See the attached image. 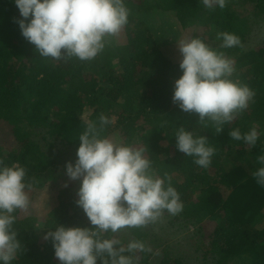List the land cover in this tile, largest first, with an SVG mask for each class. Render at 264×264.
<instances>
[{
	"label": "trees",
	"instance_id": "16d2710c",
	"mask_svg": "<svg viewBox=\"0 0 264 264\" xmlns=\"http://www.w3.org/2000/svg\"><path fill=\"white\" fill-rule=\"evenodd\" d=\"M243 4L250 5L255 15L238 14L236 5ZM126 6L128 25L97 58L56 62L41 58L24 39L16 22L22 17L13 0H0V128L8 134L0 159L6 166L19 163L35 185L28 210L16 213L13 227L22 247L12 264H61L45 235L60 225L91 227L76 205L78 196L66 175L67 161L77 158L86 110L91 111L89 121L97 125L101 115L116 117L100 130L101 137L143 149L156 175L166 183L170 178L184 210L163 216L177 230H196L195 251L201 264L236 260L264 264V187L252 175L259 167L257 157L264 155V0H228L223 9L205 7L201 0H126ZM157 12L185 29L210 26L218 34L240 37V47L221 48L222 39L208 44L235 61L231 79L255 94L222 133L210 121L201 123L198 114L183 112L173 103L182 59L167 54L166 44L162 46L151 33ZM194 36L206 43V36L192 34L189 39ZM181 127L209 139L215 154L208 168L176 149L175 133ZM253 127L260 132L254 147L229 136L231 129L239 128L243 134ZM64 146L70 153L65 159ZM56 180L69 187L59 191L57 203L43 202L40 190ZM115 236L125 245L141 240L151 249L137 253L138 264H187L173 257L152 224L125 228Z\"/></svg>",
	"mask_w": 264,
	"mask_h": 264
},
{
	"label": "clouds",
	"instance_id": "9594fccd",
	"mask_svg": "<svg viewBox=\"0 0 264 264\" xmlns=\"http://www.w3.org/2000/svg\"><path fill=\"white\" fill-rule=\"evenodd\" d=\"M205 7L223 9L228 0H201ZM21 19L16 22L25 40L35 46L39 56L56 62L72 58L92 61L129 23L126 0H13ZM221 48L242 46L240 37L222 32ZM182 56V76L175 80L173 103L199 121H210L217 133L245 111L254 98L246 85L231 79L235 61L196 36L177 42ZM115 117L101 115L99 125L85 120L79 136L75 164L66 165L71 181H80L76 205L82 208L91 227L57 226L45 235L51 240L61 264H138L137 253L151 251L141 240L126 245L115 234L125 228L154 224L167 212H183L181 196L170 178L156 175L152 162L141 148L101 137L100 130L112 125ZM231 139L255 146L260 138L256 127L246 133L231 129ZM176 149L201 168L212 163L215 149L209 139L179 128ZM253 172L256 183L264 187V155L257 157ZM66 187L68 185H65ZM34 183L19 163L6 166L0 159V264H12L21 251L14 230L16 213L28 210ZM105 233L113 234L105 237Z\"/></svg>",
	"mask_w": 264,
	"mask_h": 264
},
{
	"label": "rangeland",
	"instance_id": "374dc122",
	"mask_svg": "<svg viewBox=\"0 0 264 264\" xmlns=\"http://www.w3.org/2000/svg\"><path fill=\"white\" fill-rule=\"evenodd\" d=\"M237 13L238 14H246L248 16H254L256 12H254L253 8L250 5H236ZM153 17V26L154 29L150 30L153 34L154 38L156 40H159L161 45L166 46L165 50L166 53L170 55H174L175 58L182 59V56L179 52L178 44L182 39H189L190 35L197 34V35H204L207 37L206 43L211 44L213 42L220 41L218 29L216 27L211 28L210 26L204 27L203 25L199 26V30H194V26L192 28L183 27L180 23L176 22L175 20H172L171 17L169 18L168 15L164 12H157ZM258 21L261 20L258 18H255ZM262 24V23H261ZM212 26V25H211ZM210 29V30H209ZM262 31V30H261ZM166 42H169L167 44ZM159 45L160 47H162ZM255 45L252 42V46ZM91 116V111L86 110L83 119L89 120ZM116 120V117H115ZM8 141V134L7 130L0 128V147H2L4 144H6ZM65 156L63 159L69 156V152H67V146L63 147ZM8 153V150L7 152ZM76 157H72V159H69L67 162H72L75 164ZM67 179L68 176H67ZM69 181H71L69 179ZM70 184L75 189V192L77 193L80 188V181H71ZM67 184H63L61 180L54 181H48L45 188L40 190L39 195L41 196V199L43 202L48 201V199L51 200V202L57 203L56 196L58 195L59 191L62 189H65ZM69 187V184L68 186ZM53 205V204H52ZM55 205V204H54ZM44 218V216H41V220ZM261 224V223H260ZM264 225V222L262 223ZM40 228L41 226L38 225L37 228ZM262 227V225H260ZM152 229L156 231V233L161 236L164 240H166V248L173 254V257L182 258L185 260L187 264H201L198 260L199 254L195 251V243L196 239L194 237V232H196L195 229H180L177 230L173 228L172 225L169 224V220L164 218L162 216L159 221L152 224ZM206 229V228H205ZM38 230V229H37ZM40 231V229H39ZM41 233V231L39 232ZM231 264H249V263H240L238 260Z\"/></svg>",
	"mask_w": 264,
	"mask_h": 264
}]
</instances>
